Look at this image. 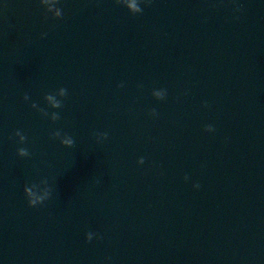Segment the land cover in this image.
Segmentation results:
<instances>
[{
    "label": "water",
    "instance_id": "water-1",
    "mask_svg": "<svg viewBox=\"0 0 264 264\" xmlns=\"http://www.w3.org/2000/svg\"><path fill=\"white\" fill-rule=\"evenodd\" d=\"M137 2L0 0V264H264V0Z\"/></svg>",
    "mask_w": 264,
    "mask_h": 264
},
{
    "label": "clouds",
    "instance_id": "clouds-1",
    "mask_svg": "<svg viewBox=\"0 0 264 264\" xmlns=\"http://www.w3.org/2000/svg\"><path fill=\"white\" fill-rule=\"evenodd\" d=\"M121 2L123 4H126L130 9L133 10V12H140V11H142L141 5H140V3L137 2V0H121ZM41 3L43 5H45V12L46 13L48 11L52 10L55 7L54 0H41ZM62 14L63 13L61 12V9L58 8V7H55V11H54L53 15L60 17V16H62ZM41 35H45V33H41ZM60 92H61V94H63L65 92V89L63 87H61L60 88ZM154 93L157 96H163L164 95V89H155L154 90ZM47 98L49 100H52L53 99L52 96H50V95ZM204 103H207V101H204ZM151 111H152L153 114H155V109H152ZM53 115H55V114H53ZM203 127L206 128V129H208V130H211L213 128V125L211 123H206V124L203 125ZM104 135H107V133H104ZM21 139H23V137H21ZM66 142H70V141H66ZM18 151L20 153H24L26 150L23 147H21V148L18 149ZM140 160L142 161L143 160V157H140ZM193 187H197L198 188L199 187V183L198 182H194ZM25 190L27 192H29V196L32 197V194H31L30 190L27 189V187H26ZM37 199L38 198H30L29 201H28V203L34 205L36 203V200ZM94 236L97 239L100 238V234L97 233V232L88 231L85 234V237L88 240H91Z\"/></svg>",
    "mask_w": 264,
    "mask_h": 264
}]
</instances>
